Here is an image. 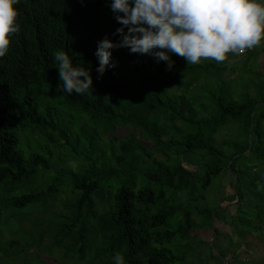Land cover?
I'll return each instance as SVG.
<instances>
[{
	"label": "trees",
	"instance_id": "1",
	"mask_svg": "<svg viewBox=\"0 0 264 264\" xmlns=\"http://www.w3.org/2000/svg\"><path fill=\"white\" fill-rule=\"evenodd\" d=\"M110 2L17 5L20 30L0 57V264H114L117 252L127 264H195L207 242L193 233L222 236L219 225L264 242V73L236 84L226 75L237 69L215 60L173 55L169 69L116 48L100 77L98 41L118 42L122 27ZM59 50L91 70L92 91H63ZM229 125L237 137L218 145ZM225 171L231 216L206 204Z\"/></svg>",
	"mask_w": 264,
	"mask_h": 264
},
{
	"label": "clouds",
	"instance_id": "2",
	"mask_svg": "<svg viewBox=\"0 0 264 264\" xmlns=\"http://www.w3.org/2000/svg\"><path fill=\"white\" fill-rule=\"evenodd\" d=\"M20 0H0V57L7 54L11 36L20 30ZM109 7L122 25L98 41L96 69L102 77L113 64V49L150 55L157 63L175 66L173 55L189 65L204 59L225 61L229 54H243L264 43V0H111ZM246 51V52H245ZM245 52V53H244ZM66 94H87L94 78L84 63L74 64L69 53L54 54ZM114 264H127L117 252Z\"/></svg>",
	"mask_w": 264,
	"mask_h": 264
},
{
	"label": "rangeland",
	"instance_id": "3",
	"mask_svg": "<svg viewBox=\"0 0 264 264\" xmlns=\"http://www.w3.org/2000/svg\"><path fill=\"white\" fill-rule=\"evenodd\" d=\"M252 56L249 64L245 67V63L248 58L243 54H229L228 58L220 62V64L228 66L233 69H237V73L226 75L232 77L235 83L246 82L248 78H255L256 80L264 73V43L254 47L251 51ZM214 62L212 59H204L200 63L206 64ZM219 63V62H218ZM233 81V82H234ZM237 125H229L222 128L216 136L218 145L224 144L226 141H233L237 137ZM126 133V132H125ZM190 170L196 172L197 167L195 165H189ZM235 175L232 171H225L219 176L217 182L212 186L206 194V204L210 207H228L230 216L235 215L237 210L236 190L233 188V180ZM234 197V199H233ZM226 204L223 200H226ZM231 218L228 216L227 220ZM220 234L222 236H216L212 231H205L202 233H193L198 235L200 239L206 240L207 245L203 246V252L201 256L196 259L195 264H264V242L258 236V234L248 235L244 242L240 243V239L237 235L236 228L231 229L224 225H219ZM240 246V247H239ZM234 251L233 257H230V262L222 260L221 255L223 249L229 248ZM239 248V249H238ZM233 258V259H232ZM229 260V259H228ZM188 264H192L191 258Z\"/></svg>",
	"mask_w": 264,
	"mask_h": 264
},
{
	"label": "built area",
	"instance_id": "4",
	"mask_svg": "<svg viewBox=\"0 0 264 264\" xmlns=\"http://www.w3.org/2000/svg\"><path fill=\"white\" fill-rule=\"evenodd\" d=\"M245 52H246V51H245ZM245 52H244V53H245Z\"/></svg>",
	"mask_w": 264,
	"mask_h": 264
}]
</instances>
